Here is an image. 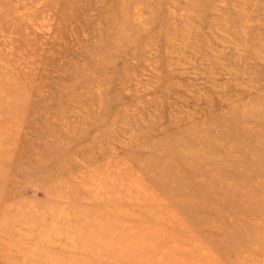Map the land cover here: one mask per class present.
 <instances>
[{
  "label": "rangeland",
  "instance_id": "obj_1",
  "mask_svg": "<svg viewBox=\"0 0 264 264\" xmlns=\"http://www.w3.org/2000/svg\"><path fill=\"white\" fill-rule=\"evenodd\" d=\"M0 264H264V0H0Z\"/></svg>",
  "mask_w": 264,
  "mask_h": 264
}]
</instances>
